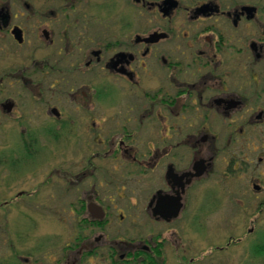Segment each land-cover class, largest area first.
Segmentation results:
<instances>
[{"label": "flooded vegetation", "instance_id": "1", "mask_svg": "<svg viewBox=\"0 0 264 264\" xmlns=\"http://www.w3.org/2000/svg\"><path fill=\"white\" fill-rule=\"evenodd\" d=\"M132 1L141 7V15L147 20L156 18L155 27L145 28L135 39L124 33L126 38L116 39L110 47L91 48L84 53L81 47L75 52V47L66 44L54 58L39 61L45 73L42 80L46 79L65 103L84 99H80L76 85L98 84L102 76L123 83L130 92L124 119L111 140L105 137L107 120L103 113L89 108V104H80L86 109L66 110L59 99L49 106L47 115L55 127L47 132L55 129L68 137L78 131L94 135L86 142V147L94 146V150L87 158V173L81 176L97 174L98 162L109 155H118L121 160L115 172L127 164L131 176H148L145 192H64L65 201L69 200L66 207L73 214L68 221L75 230L64 259L68 264L92 259L107 264H230L226 252L241 244L242 238L233 234L224 244L214 231L223 228L218 226L222 222L208 220L218 209L203 213L200 208L212 199H220L218 204L225 200L224 194L204 187L217 161L223 158L237 166L234 174L229 172L226 177L238 176V170L248 172L243 167L245 156L249 157L246 148L251 146L247 136L264 127V1ZM171 3H176L172 9ZM17 27L23 31V43L13 35ZM4 31L19 45L24 44L25 30L12 25V16L1 9L0 34ZM64 36L68 39L66 31ZM85 41L82 37L80 46ZM49 45L54 46L55 40ZM35 67L32 65L31 70ZM28 69L6 73L0 84L5 78L31 83L25 75ZM68 84L74 87L66 94L63 90ZM85 95L90 97L89 93ZM8 103L16 107L11 100L3 103L5 115L13 111L4 109ZM260 141L257 150L264 154V137ZM24 143L28 145L27 139ZM103 147L109 149L103 152ZM252 163L248 164L253 170ZM263 163L264 155L258 158V164ZM253 188L260 216L264 212V184L256 183ZM240 208L228 206L223 215L228 218ZM116 226L120 231L114 236ZM123 226L127 231L131 228L132 235L134 228L146 232L125 238L120 233ZM184 228L200 234L201 242L185 239ZM169 230H173L170 238ZM200 243L205 248L199 247ZM249 251L264 263V228L257 232Z\"/></svg>", "mask_w": 264, "mask_h": 264}, {"label": "rangeland", "instance_id": "2", "mask_svg": "<svg viewBox=\"0 0 264 264\" xmlns=\"http://www.w3.org/2000/svg\"><path fill=\"white\" fill-rule=\"evenodd\" d=\"M1 9L12 16V25L25 30V42L19 45L11 34L7 35L5 31L0 34V79L6 73L28 67L25 75L31 83L5 78L0 84V264H68L69 260L64 259L63 254L75 230L68 221L73 214L66 207L69 200L65 201L64 192H145L148 190V176L142 173L131 176L127 164L120 172H115L114 167L121 161L118 155H109L98 162L100 170L97 174L81 176L82 172L87 173V158L94 150V146L87 148L86 142L92 141L94 135L78 131L68 137L55 129V132H47L51 126L55 127L47 115L49 106L62 100V96L49 88L46 79L42 80L45 73L41 70V62L54 58V53L66 44L75 47V52L76 47H81L84 53L91 48L110 47L116 39L126 38L124 33H130V38L135 39L145 28L155 27L156 18L147 20L148 17L141 15V7L132 0H0ZM44 31L50 35L49 39ZM65 31L68 39L64 36ZM82 37L86 41L80 46ZM50 40H55L54 46L49 45ZM34 64L35 70H31ZM72 87L73 84H68L63 91L67 94ZM75 87L79 89L80 99L85 101L78 98V103L73 100L65 103L62 100L64 105L61 107L66 110L86 109L80 104H89V108L98 109L107 120L105 137L111 140L117 134L119 121L124 119V110L129 104L128 87L103 76L98 84ZM87 93L90 97L85 95ZM8 100L15 102L16 107L5 115L1 105ZM24 129H28L27 132H23ZM263 137L264 127L247 136L251 146H247L246 152L250 158L245 156L247 163L243 167L248 168V172L238 170V176L230 174L226 177L229 172L234 174L233 169L237 166L220 158L215 172L204 186L225 195L222 204H218L221 201L216 198L200 208L203 213L218 209L208 219L222 222L217 225H223V228L214 230L216 237L224 244L228 243L230 235L242 238L241 244L226 252L230 264H264L263 260L253 258L249 251L257 232L264 228V212L260 216L257 214V201L253 196L256 192L253 185L264 184V163L258 164V158L264 154L261 149L257 150ZM25 139L28 145L24 143ZM108 149L102 148L103 152ZM37 150L39 154L35 157ZM250 161L254 162L253 170L248 164ZM233 205L242 208L227 218L223 215L224 208L229 206L232 209ZM254 223L257 228L250 233ZM117 231L120 227L116 226L112 234L115 236ZM133 231L134 235L131 228L127 231L123 226L120 233L125 238L133 237L139 231L144 234L146 229L134 228ZM169 231L168 238L173 233V230ZM184 232L185 239L192 237L201 242L200 234L185 228ZM198 245L205 248L204 244ZM216 261L220 263L218 259ZM83 264L107 262L92 259L83 261Z\"/></svg>", "mask_w": 264, "mask_h": 264}, {"label": "water", "instance_id": "3", "mask_svg": "<svg viewBox=\"0 0 264 264\" xmlns=\"http://www.w3.org/2000/svg\"><path fill=\"white\" fill-rule=\"evenodd\" d=\"M171 1V0H170ZM168 1V2H170ZM176 3H171L170 4V9H172L173 7H175ZM45 34L48 36L47 32H45ZM13 35L15 37V39L19 42V43H23L24 41V36H23V31L20 28H15L13 30ZM147 41V40H146ZM14 104L13 103H8L6 105H4V109H6L8 112H10L13 109ZM200 165V163L198 164ZM204 170L202 172H199L200 174L203 173ZM199 174V175H200Z\"/></svg>", "mask_w": 264, "mask_h": 264}, {"label": "trees", "instance_id": "4", "mask_svg": "<svg viewBox=\"0 0 264 264\" xmlns=\"http://www.w3.org/2000/svg\"><path fill=\"white\" fill-rule=\"evenodd\" d=\"M26 150V152H27V149H25ZM28 153V152H27Z\"/></svg>", "mask_w": 264, "mask_h": 264}]
</instances>
